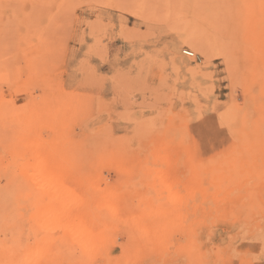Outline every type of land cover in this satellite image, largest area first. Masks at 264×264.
I'll return each instance as SVG.
<instances>
[{
    "label": "rangeland",
    "instance_id": "374dc122",
    "mask_svg": "<svg viewBox=\"0 0 264 264\" xmlns=\"http://www.w3.org/2000/svg\"><path fill=\"white\" fill-rule=\"evenodd\" d=\"M0 264H264V0H0Z\"/></svg>",
    "mask_w": 264,
    "mask_h": 264
},
{
    "label": "built area",
    "instance_id": "2783aa9c",
    "mask_svg": "<svg viewBox=\"0 0 264 264\" xmlns=\"http://www.w3.org/2000/svg\"><path fill=\"white\" fill-rule=\"evenodd\" d=\"M184 54H185L186 56H187V55H188V56H192V55H191L192 53H191V52H189V51H187V52H184Z\"/></svg>",
    "mask_w": 264,
    "mask_h": 264
},
{
    "label": "bare ground",
    "instance_id": "6f19581e",
    "mask_svg": "<svg viewBox=\"0 0 264 264\" xmlns=\"http://www.w3.org/2000/svg\"><path fill=\"white\" fill-rule=\"evenodd\" d=\"M34 176V175H33ZM36 177V176H35ZM38 182V181H37ZM49 192V191H48ZM57 192V191H56ZM51 195V194H50ZM62 197V196H61ZM58 200V199H57Z\"/></svg>",
    "mask_w": 264,
    "mask_h": 264
}]
</instances>
